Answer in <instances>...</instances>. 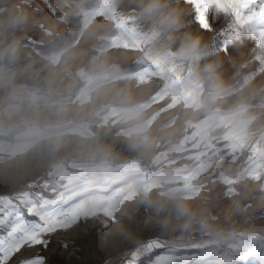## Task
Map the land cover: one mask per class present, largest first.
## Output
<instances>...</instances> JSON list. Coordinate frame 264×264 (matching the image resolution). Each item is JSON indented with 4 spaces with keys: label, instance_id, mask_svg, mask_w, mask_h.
Wrapping results in <instances>:
<instances>
[{
    "label": "rangeland",
    "instance_id": "1",
    "mask_svg": "<svg viewBox=\"0 0 264 264\" xmlns=\"http://www.w3.org/2000/svg\"><path fill=\"white\" fill-rule=\"evenodd\" d=\"M162 2L178 29L148 0H0V197L80 213L21 256L125 264L156 239L170 264H264V42Z\"/></svg>",
    "mask_w": 264,
    "mask_h": 264
},
{
    "label": "snow or ice",
    "instance_id": "2",
    "mask_svg": "<svg viewBox=\"0 0 264 264\" xmlns=\"http://www.w3.org/2000/svg\"><path fill=\"white\" fill-rule=\"evenodd\" d=\"M190 2L197 7L196 21L203 30H210L207 14L214 8L217 13L231 17L232 22L226 26L229 31L238 35L241 29H245L249 35L264 42V0ZM25 212L36 217L37 221L27 219ZM79 215L60 199H49L41 193L18 192L15 197H0V226L4 229V234H0V264H12L17 256L20 259L16 264H47L42 255L21 256V253L26 248L37 246L46 249L52 242L51 237L58 231L68 230L77 222ZM57 242L62 248L68 247L66 242ZM172 252L167 245L153 239L132 251L125 264H170Z\"/></svg>",
    "mask_w": 264,
    "mask_h": 264
},
{
    "label": "clouds",
    "instance_id": "3",
    "mask_svg": "<svg viewBox=\"0 0 264 264\" xmlns=\"http://www.w3.org/2000/svg\"><path fill=\"white\" fill-rule=\"evenodd\" d=\"M167 7V4L162 2V0H148L144 8V14L148 16H160L161 27L167 30H175L181 26V17L180 14L175 10L171 9L166 14L163 13V10ZM161 35L160 31L157 30L154 33V36ZM200 39L198 37H189L181 48V54L191 55L198 52L200 48ZM15 49H13V52ZM147 142V137L144 138ZM180 211L182 214L187 215V208H181Z\"/></svg>",
    "mask_w": 264,
    "mask_h": 264
},
{
    "label": "bare ground",
    "instance_id": "4",
    "mask_svg": "<svg viewBox=\"0 0 264 264\" xmlns=\"http://www.w3.org/2000/svg\"><path fill=\"white\" fill-rule=\"evenodd\" d=\"M21 55H22V54H21ZM27 56H28V55H27ZM39 73H40V72H39ZM63 137H64V136H63ZM36 145H37V144H36ZM35 147H36V146H35ZM35 147H34V148H35ZM8 165H9V164H8ZM7 167H8V166H7ZM97 224H98V223H97Z\"/></svg>",
    "mask_w": 264,
    "mask_h": 264
}]
</instances>
